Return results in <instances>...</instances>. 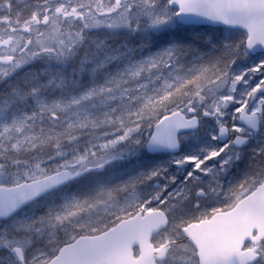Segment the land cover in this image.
<instances>
[{
  "label": "snow or ice",
  "instance_id": "obj_1",
  "mask_svg": "<svg viewBox=\"0 0 264 264\" xmlns=\"http://www.w3.org/2000/svg\"><path fill=\"white\" fill-rule=\"evenodd\" d=\"M0 264H264V0H0Z\"/></svg>",
  "mask_w": 264,
  "mask_h": 264
}]
</instances>
